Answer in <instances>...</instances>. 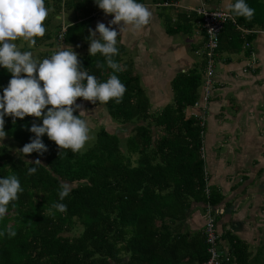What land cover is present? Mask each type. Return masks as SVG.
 <instances>
[{
    "label": "trees",
    "instance_id": "obj_1",
    "mask_svg": "<svg viewBox=\"0 0 264 264\" xmlns=\"http://www.w3.org/2000/svg\"><path fill=\"white\" fill-rule=\"evenodd\" d=\"M89 1H45L50 10L44 21L45 38L55 37L50 47L34 57L43 59L48 49L58 45L56 37L62 23L54 15L65 7L81 11L84 17L72 22L64 33L65 46L87 48L93 11L87 6ZM176 1L153 3L167 29L171 27L169 23H179V29L191 31L199 18L192 11L169 12ZM245 2L255 9L252 20L237 17L235 22L225 23L218 36L215 58L232 47H246V42L247 52L250 51L253 33H242L238 27H260L264 22V2ZM201 32L203 47L205 33ZM116 47L118 55L114 59L126 69L116 75L126 91L121 103L109 100L104 106L112 121L121 126L132 125L124 138L100 125L95 136L74 153L70 149L60 150L44 134L41 139L48 151L43 155H23L19 149L35 135L27 129L42 120L26 115L13 122L12 117H4L7 135L0 144V178L16 174L23 192L9 203L7 214L0 220V231L9 226L16 231L14 237L0 236V264H202L208 259L203 228L192 231L184 227L192 202L213 208L223 198L217 187L208 184L205 171L206 121L202 124L192 113L186 115V109L200 96L205 56L199 57L196 67L174 76L171 102L152 111L140 78L132 68L133 61L123 57L124 47L120 43ZM78 59L100 81L112 74L106 65L104 69L96 68L97 61L104 62L99 53L89 56L87 52ZM10 78L11 73L0 66V95ZM8 141L16 147V154L6 144ZM36 159H40V165L29 163ZM29 167H36L37 171L28 175ZM62 182L69 183L71 191L60 201L58 190ZM52 202L65 204L67 210L49 215ZM214 220L216 223L218 216ZM224 235L228 240L231 237L229 243L236 260L244 262V243L228 232Z\"/></svg>",
    "mask_w": 264,
    "mask_h": 264
},
{
    "label": "crops",
    "instance_id": "obj_2",
    "mask_svg": "<svg viewBox=\"0 0 264 264\" xmlns=\"http://www.w3.org/2000/svg\"><path fill=\"white\" fill-rule=\"evenodd\" d=\"M144 1L152 12L149 24L135 32L130 28L122 29L117 43L124 47L123 57L133 61L132 68L143 82L150 109L159 111L172 100L174 76L196 67L201 56L196 51L203 50L204 34L195 26L191 31L179 29V23H169L171 27L167 29L153 0ZM227 3L234 0H177L176 5L171 6L174 9L168 11L190 13L192 10L188 9L199 6L226 10ZM87 6L93 10L91 29L95 30L98 22L108 26L112 14H105L95 0H90ZM65 8L54 15L62 19L61 23ZM75 11V15L70 14V17L74 15L70 23L84 18L81 11ZM111 27L119 33L120 26ZM249 33H253L249 52L247 46L242 45L239 50L232 47L231 51L220 52L215 58L214 89L203 135L208 184L217 187L223 196L210 214L218 216V248L230 256L233 264H264V22L245 34ZM54 37L52 35L51 40L45 35L38 38L28 51L34 49L38 55L37 49H41L43 42L45 48L39 50L42 53L50 47ZM70 46L80 57L88 52L89 43L87 48L76 44L65 47ZM76 103L85 110L86 118L110 117L104 103L93 104L84 99ZM193 110L192 106L186 109V115ZM216 208H224V215H217ZM207 214L206 204L192 202L184 227L202 230ZM226 232L244 243L247 252L244 262L239 263L232 254L231 237L226 239Z\"/></svg>",
    "mask_w": 264,
    "mask_h": 264
},
{
    "label": "clouds",
    "instance_id": "obj_3",
    "mask_svg": "<svg viewBox=\"0 0 264 264\" xmlns=\"http://www.w3.org/2000/svg\"><path fill=\"white\" fill-rule=\"evenodd\" d=\"M97 6L105 14H112L113 18L106 26L102 22L96 24L95 30L89 29V56L97 53L104 57V62L97 61L96 68L112 70L106 81H100L82 66L78 53L70 47H57L46 58L39 59L31 51H22L14 41L22 38L28 46L34 47L36 37H43L46 29L44 21L49 15V8L45 0H0V66L11 73V78L3 94L0 95V140L7 133L4 130L5 116H10L15 122L16 118L23 119L26 115L39 118L41 124L35 122L27 130L34 133L29 143L23 145L19 152L23 155L36 152L43 155L48 151L41 137L46 134L54 141L58 148L70 149L79 152L89 139V126L85 119L77 98H83L93 104L107 103L115 100L121 103L126 87L121 83L116 73L125 69L114 57L118 55L117 36L122 29L130 28L131 31L142 30L149 24L152 12L143 3L137 0H95ZM207 11L201 10V15ZM255 9L251 8L245 0H235L227 3L226 10L220 20H235L243 17L251 21ZM214 16L216 14L213 13ZM112 25H118L119 33ZM72 24L64 25L63 31ZM79 47V45H77ZM25 74L21 76V74ZM42 82V84H41ZM79 110L78 115L74 112ZM60 152V151H59ZM40 165V159L34 162ZM36 167H29L27 174L32 175ZM71 186L62 182L58 190V197L63 201L69 195ZM23 192L16 174L10 173L0 178V220L8 211L10 202L18 199V193ZM14 206V205H13ZM67 206L60 202H52L48 214L65 212ZM212 209H209L211 213ZM217 215H224V208L215 209ZM7 234L14 237L16 231L7 227L0 231V236Z\"/></svg>",
    "mask_w": 264,
    "mask_h": 264
},
{
    "label": "built area",
    "instance_id": "obj_4",
    "mask_svg": "<svg viewBox=\"0 0 264 264\" xmlns=\"http://www.w3.org/2000/svg\"><path fill=\"white\" fill-rule=\"evenodd\" d=\"M176 5V2L172 3ZM164 5H168L167 2ZM198 15V20L196 22V28L199 31H204L205 33V41L203 43V50L196 51V53L205 56V66L202 74V84H201V94L199 98L194 102L192 111V115L198 118L202 124L207 120L208 111H209V102L213 94L214 89V74H215V50L218 46L219 34L223 29L224 25L228 21L235 22V20H220L221 16L224 14L225 9H210L204 6L193 7L191 9ZM201 10L207 11L206 14L201 15ZM216 14V16L213 15ZM65 23L62 22L60 31L57 34V42L56 45L52 49H48L45 53V58L49 56L53 50L57 47H65L64 43V28ZM240 29L242 33H247L248 30ZM248 46V43L245 44ZM209 209H212L210 206H207V217L204 222L203 232L205 234L206 243L208 244V259L202 264H233L232 259L227 254L223 253L218 248V240L219 234L217 232L216 223L214 220V216L210 214Z\"/></svg>",
    "mask_w": 264,
    "mask_h": 264
},
{
    "label": "rangeland",
    "instance_id": "obj_5",
    "mask_svg": "<svg viewBox=\"0 0 264 264\" xmlns=\"http://www.w3.org/2000/svg\"><path fill=\"white\" fill-rule=\"evenodd\" d=\"M72 12H73L74 15L76 14V11H75L74 8H69V7H66L65 8V13H64V18H63L64 23H68L69 21L72 20V18L74 17V15L72 17H70V14ZM62 15H61V17H62ZM58 20L59 21H62L61 18H59ZM43 41H45V40L43 39ZM14 43L17 44L18 48L24 49V51L27 50V49L29 50V48H30L28 46V44L22 38L14 41ZM40 44H41L40 45L41 49L45 48L43 42H41ZM41 49H37V51L40 52L39 50H41ZM35 51L36 50H34V49L31 50V52L33 53V56L34 55L35 56L37 55L35 53ZM141 84H143V82ZM83 116L85 117V115H83ZM83 119H85L87 121L88 126H89V138L95 136V133H96V131H97V129H98V127L100 125H103L106 128V130L109 131L110 133H116L121 138H124L125 136H127L131 132V129H132V125L119 126V124H117L114 121H112L109 116H108V118L101 117L99 119H95V118H93L91 116V118H86L85 117ZM120 127H122V130L120 129ZM5 139L6 138H4L3 140H0V144L4 143L6 141ZM122 142H123V140H122ZM6 144L10 146L11 151H12L13 154H16L17 153V149H16V147L12 143H10L8 141Z\"/></svg>",
    "mask_w": 264,
    "mask_h": 264
}]
</instances>
